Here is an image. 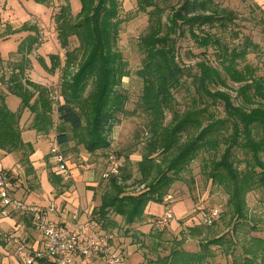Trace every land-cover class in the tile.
Listing matches in <instances>:
<instances>
[{
  "label": "trees",
  "instance_id": "16d2710c",
  "mask_svg": "<svg viewBox=\"0 0 264 264\" xmlns=\"http://www.w3.org/2000/svg\"><path fill=\"white\" fill-rule=\"evenodd\" d=\"M35 2L50 4V0ZM136 2L137 11L149 17V32L137 43L141 63L135 74L142 82L137 107L146 115V128L151 135L138 166L141 174H147L153 163L151 156L156 153L164 155L166 165L159 176L137 194L125 193L112 178L109 191L103 195L99 207L93 209L90 221L103 228L110 214L121 217L126 225L141 221L147 204H164L171 186L181 180L182 174L200 155L211 156L209 165L205 166H208L207 177L228 194L231 218L243 221L247 194L255 189L264 190V108L250 107L264 102V78L256 77L254 68L249 65L238 68L239 61L244 62L248 54L256 53L257 46L246 38L239 47L231 48L216 35L214 31L218 29L226 32L235 16L232 13L218 15L211 9L212 0ZM80 3L82 16L74 22L68 5L54 15L61 47L67 48L75 38L79 46L74 51L81 53L77 71L61 85L63 103L57 105L58 123L53 122L52 103L46 89L30 81H26V86L19 75L23 66L17 65L19 74L13 73L7 85V93L20 100L17 111L8 109L7 94L0 90L1 156L17 153L19 161L24 162L34 153L33 145L21 138L25 110L33 116L28 129L47 136L54 128L59 146L69 142L71 133L80 136L78 133L83 130L86 118L89 126L80 143L89 152L109 147L106 136L118 115L125 112L128 102L121 87L129 73L116 49L120 4L118 0H80ZM186 35L203 49L199 54L201 60L192 66L182 63L177 48V39ZM37 45L38 38L28 35L19 44L16 54L21 56V61L29 62L27 56ZM209 48H213L214 60L208 56ZM74 51L66 53L69 67L76 59ZM57 60L51 57L53 64ZM213 61L218 64L214 65ZM229 82L240 85L236 90L237 102L230 94ZM179 95L185 96L184 110L177 100ZM167 115L171 118L168 123ZM238 153L244 159L240 160ZM241 163H245L243 170L239 169ZM0 173L14 182L10 172L0 170ZM26 175H32L31 171L27 170ZM49 180L62 193V178L51 174ZM216 216L209 226L216 221ZM251 232L256 234L257 227L251 226ZM232 246V238L215 237L205 242L199 253L172 251L165 264H213L209 261L214 258L212 247L224 248L226 256H230L228 264L229 261L230 264H264V238L251 237L242 246L243 257H236Z\"/></svg>",
  "mask_w": 264,
  "mask_h": 264
},
{
  "label": "rangeland",
  "instance_id": "374dc122",
  "mask_svg": "<svg viewBox=\"0 0 264 264\" xmlns=\"http://www.w3.org/2000/svg\"><path fill=\"white\" fill-rule=\"evenodd\" d=\"M118 1L120 24L116 49L121 53L129 73L123 78L121 87V91L128 97L125 112L118 115V120L106 136L109 147L89 152L80 143V138L85 136L89 126L86 118L83 121V130L78 133L80 136L76 137L71 133L69 142L65 146H59L54 128L47 136L28 129L33 116L25 110L21 120V138L33 145L32 162L38 177V189L29 190L25 170L14 155L0 157V170L10 171L15 176L21 175L19 181L14 179L12 184L19 189L21 180L26 185V191L23 188L21 190L25 194L29 190L26 200L28 205L48 209L52 205H59L66 198L72 200L67 203L71 210H77L78 204L85 211L91 206L98 208L103 195L110 189L112 178L116 179L125 193L137 194L165 169L166 158L160 153L151 156L153 163L147 174H141L138 166V161L146 154L145 148L150 143L151 136L146 128L147 117L137 107L142 94V82L135 74L141 63L137 43L149 32V17L137 11L136 0ZM66 5L70 8L72 22L82 16L80 0H50L49 5L38 4L35 0H0V90L7 94L6 105L14 112L19 108V98L7 93V85L13 73L19 74L20 69L16 66L22 64L23 70L19 74L22 82L26 85V81H30L46 89V96L52 103V119L55 125L58 123L57 105L63 103L60 97L61 85L65 83L63 80H69L77 71V62L81 59V53L74 51L79 46L75 38L70 40V45L65 49L58 40L54 15ZM211 9L220 16L226 13L235 16L234 23L228 24L226 32L221 29L214 32L231 48L239 47L246 38L251 39L257 46L256 53L248 54L244 62L239 61L238 68L249 65L254 68L256 77L264 78V0H212ZM28 35H35L38 45L27 56L29 62H24L16 51ZM177 45L179 58L185 65L192 66L201 60L199 54L203 49L197 47L188 35L178 38ZM71 51H74L76 59L72 67H69L66 53ZM212 53L213 48H209L210 60H214ZM52 56L58 58L54 64L51 61ZM213 64L218 63L213 61ZM50 68L53 71L49 72ZM228 85L232 98L237 102L239 98L236 90L240 85L231 82ZM177 100L181 103V110H184L185 96L179 95ZM250 107L264 108V102L253 103ZM170 119L167 115L166 122ZM57 148L68 166L67 177L62 176L66 187L61 190L62 193L56 188L53 190L48 180V175L57 174L50 154L51 149ZM237 155L240 160L244 159L241 153ZM209 159L210 155H200L194 160L182 174L181 180L171 186L164 198V204H147L141 221L126 225L121 217L110 214L105 228L92 220V231L107 239L111 249L122 257L124 264H165L172 251L199 253L203 250L205 242L223 235L227 239L232 238L235 256L243 257L242 246L246 245L251 237L264 238V190L255 189L247 194L246 219L235 221L227 207L228 194L207 177L208 166H205ZM114 169L116 173L113 172ZM239 169H245V163H241ZM31 179L30 177V181ZM167 197H171L170 202H165ZM54 199L59 201L52 204ZM167 212L172 218L158 226V219L164 217ZM215 214L218 217L216 216V221L209 226L206 221ZM6 226L7 221L0 219V230H4ZM251 226L257 227L256 234L251 232ZM12 231L18 238L24 235L21 227L13 225ZM210 249L214 258L209 261L213 264H228L227 258L230 256H226L224 248ZM16 256H19L16 250L11 252L0 242L1 264H26L27 257L20 256L19 260ZM88 262L95 264L91 259Z\"/></svg>",
  "mask_w": 264,
  "mask_h": 264
},
{
  "label": "built area",
  "instance_id": "2783aa9c",
  "mask_svg": "<svg viewBox=\"0 0 264 264\" xmlns=\"http://www.w3.org/2000/svg\"><path fill=\"white\" fill-rule=\"evenodd\" d=\"M50 154L59 175L67 177L68 166L59 149H51ZM116 173V170H113ZM167 197L165 202H170ZM8 212L25 213L32 224L40 233L42 248L39 250L28 249L27 245L12 233L3 235V242L16 248L19 256L27 257L26 264H78L79 261H88L98 258L103 264H124L122 257L114 252L104 237H100L92 231L93 226H80L78 215H70L65 209L54 205L48 209H36L25 205L14 196V186L9 177L0 173V214ZM58 215L63 221L68 220L70 229L65 230L58 226L53 217ZM216 216L212 215L206 222L211 223ZM172 217L165 213L158 219L157 225H163Z\"/></svg>",
  "mask_w": 264,
  "mask_h": 264
},
{
  "label": "crops",
  "instance_id": "0c3cea01",
  "mask_svg": "<svg viewBox=\"0 0 264 264\" xmlns=\"http://www.w3.org/2000/svg\"><path fill=\"white\" fill-rule=\"evenodd\" d=\"M24 142H28L29 143V141H24ZM12 155H14L17 158L16 159L17 162L25 170V173H26L27 170L31 171V173H32V175H26V177H25L29 190L38 189V177H37L36 171L33 169L34 168L33 167L34 163L32 162L33 154L29 157L28 161H24V162H20L19 161L20 154L13 153ZM0 157H3V156L0 155ZM8 172H10V171H8ZM10 173L13 176L12 177L13 180L17 179V181H19L18 179L21 177V175L15 176L12 172H10ZM56 175H58V176H60L62 178V176L59 175L58 173ZM70 175H71V172H70ZM30 177L32 178L31 181H30ZM34 178H36V179H34ZM48 180H49V175H48ZM49 182H50V180H49ZM20 183L21 184H19V189L17 188L16 185L15 186L13 185L14 186V196L16 198H18L19 200H21L25 205L36 208V206H32L33 204L32 205L26 204V200H27V197H28V194H29L28 193L29 190H27V194L22 193L21 188L24 189L26 185H24V183L21 182V180H20ZM16 184H17V182H16ZM62 185H64V182H62ZM51 187H52L53 190L55 189L52 184H51ZM63 189H66L65 185H64V187L61 190H63ZM68 200L72 201L71 199H68ZM68 200L66 198H64V200L61 203H59V205H57V206L54 205V206L59 208V209H61V208L65 209L68 213H70V215H74V214L78 215L80 226H87V224L92 225L91 224L92 222L90 221V218H92L91 216H92V212H93L94 206H91L89 210L85 211V209L81 208L80 204H78L77 210H71L70 207H69L70 205L67 204L69 202ZM56 201H59V199L58 200L54 199L52 204H55ZM36 209H38V208H36ZM42 210H45V209H42ZM0 219H3V220L7 221L6 228L4 230H0V242H1L2 246L5 249H9V251H11V252H14L16 250V248L13 245L5 244L3 242V239H2V234L12 233L13 232L12 231L13 225L22 228V230L24 232V235H23L22 238H19V239L21 241H23L27 245L29 250L30 249L39 250V249L42 248L41 235L39 234V237H38V233L39 232L37 231L35 226L32 224V222H31V220H30V218L28 217L27 214H25V213H16V212H8V213H6V215L0 214ZM53 219L58 224V226H60L61 228L65 229V230H69L71 228L69 221L68 220L63 221L58 215L54 216ZM14 236L17 237L16 235H14ZM17 258L21 259L20 256H18ZM91 261H93V263H95V264H103L101 262V260L98 259V258H91ZM78 264H81L80 261H79ZM87 264H89V262Z\"/></svg>",
  "mask_w": 264,
  "mask_h": 264
}]
</instances>
